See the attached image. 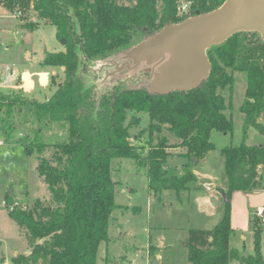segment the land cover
<instances>
[{
	"label": "trees",
	"instance_id": "1",
	"mask_svg": "<svg viewBox=\"0 0 264 264\" xmlns=\"http://www.w3.org/2000/svg\"><path fill=\"white\" fill-rule=\"evenodd\" d=\"M184 1L190 5L181 13ZM223 1L136 0L123 4L116 0H0L19 15L20 26L34 29L43 21L54 26L58 40H65L63 49L44 50L39 61L41 67L64 70L63 81L48 99L28 97L19 89L0 93V130L9 138L18 123L29 126L25 153L37 155V171L50 201L44 204L36 198L28 207L5 196L7 213L21 228L28 246L27 254L18 253L12 264L97 263L98 246L109 240V221L117 207L116 182L111 176L114 159L125 158L144 166L147 186L154 194L165 190L178 194L185 189L192 174L167 175L164 168L170 144L166 136H158L153 144L152 135L165 129L179 139L183 156L204 158L215 148L210 140L213 130L233 132L232 118L226 113L231 109V97L226 99L222 91L233 90L235 72L245 78L239 107L243 135L250 128L264 134V41L255 31L236 32L209 47V75L190 90L151 92L146 84L135 85L129 80L130 87L125 86L127 81H113L101 92L94 85L104 66L114 69L111 61H118L131 46L167 24L180 22L196 10L209 12ZM31 14L35 21L27 20ZM108 78L115 79L114 75ZM127 111L148 116L150 140L144 155V144L136 147L129 141V125L138 119L125 124ZM54 129L66 131L67 138L51 144L54 152L49 158L44 155L48 144L43 137ZM220 152L227 194L258 187V167L264 166L263 144L242 142ZM258 222L255 217L250 219L253 252L241 253L230 245V204L225 202L223 214L212 228L189 230L188 264H264Z\"/></svg>",
	"mask_w": 264,
	"mask_h": 264
},
{
	"label": "rangeland",
	"instance_id": "2",
	"mask_svg": "<svg viewBox=\"0 0 264 264\" xmlns=\"http://www.w3.org/2000/svg\"><path fill=\"white\" fill-rule=\"evenodd\" d=\"M116 1L132 4L136 0ZM185 2L187 1L183 3ZM189 5L188 2L187 9ZM18 18L19 15L0 4V66L9 65L24 74L23 79L20 80L19 92L43 101L48 99L58 83L63 81L64 70L63 67L57 66L41 67L39 61L44 50H60L64 47L56 37L53 25L40 21L36 28L27 29L20 26ZM31 19L36 20L33 14L27 20L31 21ZM117 60L120 64V60ZM142 66L135 72L124 69L115 79L108 78L113 70L112 65L104 66L105 68L94 82L96 90L101 92L103 89H108L110 82L122 80L126 74L133 84H146V78L142 77L139 80L137 78L143 71ZM88 80H92L91 77L88 76ZM125 86L130 87L132 84L127 81ZM244 90V75L235 72L233 90L222 91L226 99L231 97V109H227L226 113H230L232 118L233 132L225 134L213 130L210 140L215 148L210 150L204 158L183 156L184 148L178 144L179 139L165 129L160 134L153 133L151 139L153 144L156 143L158 136H166L170 144L168 148L170 156L164 168L167 175L180 176L191 173L193 176V179L186 184V188L178 194L173 190L154 194L147 186L144 166L140 167L135 161L125 158L112 161L111 176L116 182L117 207L109 221V240L100 242L98 246L96 264H188L186 241L189 230L212 228L220 220L225 202L230 204L232 191L226 193L227 175L224 156L220 149L242 142L249 145H264V134H260L253 128L243 135V114L239 107L244 97ZM10 91L1 89L0 93ZM1 117L2 114H0ZM13 117L17 119L15 114ZM132 118H137L138 121L129 125V141L136 147L140 144L145 146L150 140L147 129L148 116L143 112L127 111L124 123L129 124ZM261 121L264 123L263 120ZM27 133L31 135L29 126L23 127L19 123L9 138L0 130V141H2L0 144V258L7 264H12L13 257L23 252L27 248V243L21 228L7 213L5 196L8 194L15 199H21L18 202L28 207L36 198L42 199L44 204L50 202L46 184L39 181L36 168L37 155L25 153ZM43 138L48 144L44 155L51 158L54 152L51 144L66 139L67 133L54 129L47 131ZM141 151L143 155L146 154V146ZM258 170L261 173L258 187L241 193L246 207L248 203L253 202L251 197H255V194H249L250 192L262 190L261 194H264V166L258 167ZM257 207L264 209V205L254 206L250 210L249 219L255 217L259 221L264 254V224L256 214ZM246 223L244 219L243 225ZM241 224L234 226V229L242 230L245 240H241L237 235L231 237L230 245L239 249L241 253H251L253 252L252 225L250 220L249 226L247 224L241 227L243 226ZM14 250H16L15 253H13Z\"/></svg>",
	"mask_w": 264,
	"mask_h": 264
},
{
	"label": "water",
	"instance_id": "3",
	"mask_svg": "<svg viewBox=\"0 0 264 264\" xmlns=\"http://www.w3.org/2000/svg\"><path fill=\"white\" fill-rule=\"evenodd\" d=\"M239 31H255L264 41V0H224L209 12L196 10L167 24L123 52L120 64L111 61L114 69L109 75L118 77L124 69L135 72L143 65L144 71H150L146 86L151 92L190 90L209 75L207 49ZM128 79L126 74L121 83Z\"/></svg>",
	"mask_w": 264,
	"mask_h": 264
},
{
	"label": "crops",
	"instance_id": "4",
	"mask_svg": "<svg viewBox=\"0 0 264 264\" xmlns=\"http://www.w3.org/2000/svg\"><path fill=\"white\" fill-rule=\"evenodd\" d=\"M36 168H37V166H36ZM39 181L42 183L44 182L43 177H41L40 175H39ZM231 191H232L231 196H230V219H231V227H232L231 237L233 238V237L239 235L241 240H245V236L243 235L242 230L234 229V226H236L240 223H242L241 225H243L244 219H245V222L247 221L246 225L249 223L250 210H252V208L254 206H257V205L263 206L264 205V194H261L262 190L250 192L249 194H255V197H251V199H253V202H251L250 204L248 203V205L246 207L244 204V198L241 195V193L244 191H242V190H231ZM245 193H247V192H245ZM258 199H260V200H258ZM17 200H21V199H17ZM246 225H243L241 227H245ZM248 226H249V224H248ZM231 237H230V239H231ZM1 248H2V244H1ZM15 252H16V250L13 251V253H15ZM27 252H28V246L21 253L27 254ZM4 264H7V262Z\"/></svg>",
	"mask_w": 264,
	"mask_h": 264
},
{
	"label": "built area",
	"instance_id": "5",
	"mask_svg": "<svg viewBox=\"0 0 264 264\" xmlns=\"http://www.w3.org/2000/svg\"><path fill=\"white\" fill-rule=\"evenodd\" d=\"M187 3H182L180 7V12H186ZM22 73L13 69L9 65L0 66V90H18L21 88L20 80L23 79ZM2 141H0V144ZM256 214L260 217L262 223L264 224V209L262 207H257Z\"/></svg>",
	"mask_w": 264,
	"mask_h": 264
},
{
	"label": "flooded vegetation",
	"instance_id": "6",
	"mask_svg": "<svg viewBox=\"0 0 264 264\" xmlns=\"http://www.w3.org/2000/svg\"><path fill=\"white\" fill-rule=\"evenodd\" d=\"M140 74H141L140 76H137L138 80L141 79L142 77H143V78H146V79L148 80L149 75H150V71L148 72V71H144V70H143L142 72H140ZM135 79H136V78H135ZM135 79H133V80H135ZM138 80H137V81H138ZM129 81H132V80H129Z\"/></svg>",
	"mask_w": 264,
	"mask_h": 264
}]
</instances>
